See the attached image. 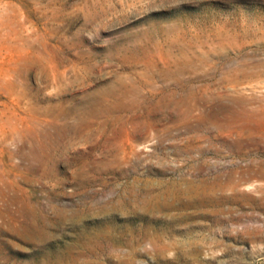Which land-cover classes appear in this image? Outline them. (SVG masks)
I'll use <instances>...</instances> for the list:
<instances>
[{
	"label": "rangeland",
	"instance_id": "1",
	"mask_svg": "<svg viewBox=\"0 0 264 264\" xmlns=\"http://www.w3.org/2000/svg\"><path fill=\"white\" fill-rule=\"evenodd\" d=\"M0 264H264V0H0Z\"/></svg>",
	"mask_w": 264,
	"mask_h": 264
}]
</instances>
